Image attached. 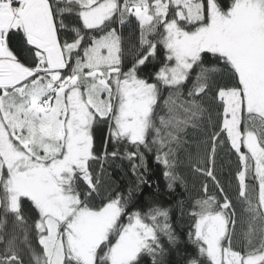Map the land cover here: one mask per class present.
Instances as JSON below:
<instances>
[{
	"label": "snow or ice",
	"instance_id": "6c2138e0",
	"mask_svg": "<svg viewBox=\"0 0 264 264\" xmlns=\"http://www.w3.org/2000/svg\"><path fill=\"white\" fill-rule=\"evenodd\" d=\"M193 141L218 191L179 205L183 264H264V0H0V264H168L171 209L139 198L153 175L184 182ZM220 151L235 157L243 249ZM118 160L126 193L107 172Z\"/></svg>",
	"mask_w": 264,
	"mask_h": 264
},
{
	"label": "trees",
	"instance_id": "16d2710c",
	"mask_svg": "<svg viewBox=\"0 0 264 264\" xmlns=\"http://www.w3.org/2000/svg\"><path fill=\"white\" fill-rule=\"evenodd\" d=\"M132 35L136 39V34L133 32L131 25H127L124 28V35L128 37ZM166 95V93H165ZM105 133L97 132V144L102 148L101 140ZM111 146H109V151H111ZM146 161L151 169V172L156 171V164L154 160V154L145 153ZM181 163L178 169L179 174L184 178V182L177 183L173 190H167L163 184L159 189L156 188L157 176H151L152 189H148L144 186V194L139 198V202L143 205L153 199L149 195V192H159V195L155 197L160 201L165 207H170L171 209V223L176 235L179 237L180 243L173 249L170 250L167 261L168 264H183L182 255L185 251L192 252V246L188 243L187 233L189 226L192 221L188 218L187 214H182L179 205L181 203L188 204L190 201L199 198L204 191L203 186L207 184L209 193L215 194L218 190L215 188L214 182L211 178L204 175H200L194 172L196 166H211L208 161L207 153L203 145L198 144L193 141L188 149L181 153L180 156ZM235 157L230 156L226 151H220L215 160V175L217 179L220 180L221 184L224 185L228 197L236 205V210L238 214V224H237V234L236 238L233 240V245L236 249H243L247 246V241L243 237L242 233L247 231L249 219L247 214L242 211L245 207L238 197V191L236 188V182L232 179L235 171ZM99 169V165L94 166ZM107 168V166H106ZM107 172L114 182L113 187L117 190L127 192V188L130 182L135 180L130 171V166L127 160L116 161L110 168H107ZM151 172L148 175H151ZM108 176L105 180H108ZM107 186V185H106ZM146 210V209H145ZM11 218H9V229L11 228ZM258 227V224L256 225ZM258 238L256 243H258ZM165 245L167 247V240L165 238ZM3 245L0 244V249ZM36 250L39 251V246L37 245ZM29 256H25V264H28ZM145 264H150L148 258L145 259Z\"/></svg>",
	"mask_w": 264,
	"mask_h": 264
}]
</instances>
